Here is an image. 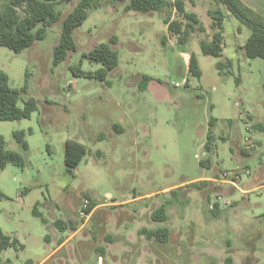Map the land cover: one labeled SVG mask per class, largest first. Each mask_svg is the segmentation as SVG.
<instances>
[{"label":"rangeland","instance_id":"rangeland-1","mask_svg":"<svg viewBox=\"0 0 264 264\" xmlns=\"http://www.w3.org/2000/svg\"><path fill=\"white\" fill-rule=\"evenodd\" d=\"M79 1L58 5L62 17L45 39L20 52L0 46L10 85L27 86L19 106L30 97L39 106L31 118L0 121L7 147L25 158L24 167L0 168V227L19 243L0 252V264H264V59L240 47L248 25L226 17L215 0H186L205 30L195 25L181 43L166 23L184 18L176 8L142 12L95 0L74 32L77 50L56 65L63 21ZM240 1L264 17V0ZM217 8L227 18L224 44L234 48L233 67L223 73L217 62L226 58L201 49L212 39L209 11ZM114 37L120 62L106 81L74 74L70 67L80 62L84 71L100 68L83 55ZM185 50L197 55L201 78L186 67ZM144 74L154 77L145 90ZM246 137L256 152H243ZM68 139L89 150L76 177L66 168ZM85 197L87 220L78 214ZM163 204L168 220L155 221ZM159 227L169 229L166 242L143 233Z\"/></svg>","mask_w":264,"mask_h":264},{"label":"trees","instance_id":"trees-1","mask_svg":"<svg viewBox=\"0 0 264 264\" xmlns=\"http://www.w3.org/2000/svg\"><path fill=\"white\" fill-rule=\"evenodd\" d=\"M73 0H8L0 11V46H6L16 52L31 46L36 40L45 39L48 35L49 28L58 22L62 17V12L58 5ZM128 2V10H138L142 12L162 11L168 6L174 7L184 16L182 20H166L171 32L179 34L181 43H186L188 36L195 25L204 31L205 27L201 24L200 16L197 12L186 10V0H114ZM219 6H224L230 13L239 18L242 23L248 25L251 34L243 49L250 58L264 59V17L254 11L245 8L240 0H215ZM95 0H80L74 9L67 14L63 21L61 38L54 52V64L58 65L67 59L71 51L77 50V42L74 37L75 30L82 26L89 17V10L95 6ZM213 18L212 28L214 33L210 41H202L201 49L204 54L212 55L216 58L223 57L224 51V21L225 15L220 8L210 10ZM184 19L186 22H184ZM115 37L111 42L96 45L89 52L84 53L83 57L99 63L102 66L95 71H84L82 62L72 65L70 69L76 75H82L88 78H96L106 81L109 72L114 70L120 62L119 51L112 46L115 43ZM165 42V40H164ZM231 60H219L217 67L220 73H223L226 67H233ZM189 71L196 77L201 78L203 71L200 67L199 59L195 53L191 52L189 60ZM154 79L153 76L144 74L140 81V88L147 89L149 83ZM27 92V86L14 88L10 85V76L0 66V121L21 120L31 118L33 112L39 109L37 100L34 97L28 98L23 107L19 106V100L23 93ZM217 121L216 117L210 119L211 128L208 131V140L205 148L212 152L215 134L212 128ZM19 138L18 133L15 134ZM27 146L26 142H22ZM88 148L81 142L68 139L66 142L65 163L66 168L73 177H76L75 168L80 164L88 153ZM245 152V151H243ZM246 153V152H245ZM210 160H201L205 165ZM9 163L24 167L25 158L16 150L7 147L5 136L0 133V168L5 169ZM200 182L194 184L202 186ZM173 193H176L173 191ZM92 211V204L89 208ZM34 213L37 216L42 214L35 208ZM43 218V217H42ZM155 221H167L168 213L165 204L152 213ZM45 220V218H43ZM59 228L66 225L61 220L56 221ZM143 233L148 238L166 242L169 238V229L159 227L155 229H143ZM18 241L6 234L0 227V252L9 247H17ZM227 262L231 263V258Z\"/></svg>","mask_w":264,"mask_h":264},{"label":"built area","instance_id":"built-area-1","mask_svg":"<svg viewBox=\"0 0 264 264\" xmlns=\"http://www.w3.org/2000/svg\"><path fill=\"white\" fill-rule=\"evenodd\" d=\"M243 116L244 118L246 119V123H247V127L250 129V124H249V110L248 109H244L243 111ZM257 142L252 139L251 137H246V144L245 146L243 147V150L246 152V153H254L257 151ZM248 173H250L249 171H247ZM231 181H234L231 180ZM230 181V182H231ZM226 182H229V181H226ZM91 207V200L88 198V197H85L82 202H81V208L79 210V216L81 219H88L90 217V214L91 212L89 211V208Z\"/></svg>","mask_w":264,"mask_h":264},{"label":"crops","instance_id":"crops-1","mask_svg":"<svg viewBox=\"0 0 264 264\" xmlns=\"http://www.w3.org/2000/svg\"><path fill=\"white\" fill-rule=\"evenodd\" d=\"M194 12H196V11H194ZM210 12V11H209ZM229 12V11H228ZM224 15H226V13L224 14ZM235 17V15L234 14H232V13H230L229 12V15H226V17ZM225 17V20L227 19ZM224 38H225V26H224ZM245 44V43H244ZM244 44H242V45H240V47L242 48V46L244 45ZM234 48L232 47V46H230V45H227L226 43L224 44V51H223V58H226V60H231L233 63H234V59H232V58H230L229 57V54H230V52L233 50ZM181 56H182V58H183V61L185 62V65H186V67L189 69V60H190V56H191V51L190 50H188V51H183V53L181 54ZM249 116H250V113H249ZM216 123H217V121H216ZM251 128H252V126H251ZM223 181V180H222ZM91 214H92V212H91ZM91 214H90V216H91ZM90 218V217H89ZM9 235V234H8Z\"/></svg>","mask_w":264,"mask_h":264},{"label":"bare ground","instance_id":"bare-ground-1","mask_svg":"<svg viewBox=\"0 0 264 264\" xmlns=\"http://www.w3.org/2000/svg\"><path fill=\"white\" fill-rule=\"evenodd\" d=\"M250 128H251V126H250Z\"/></svg>","mask_w":264,"mask_h":264}]
</instances>
